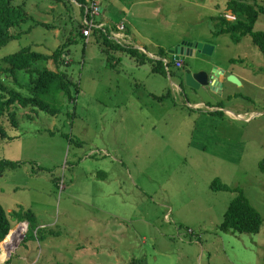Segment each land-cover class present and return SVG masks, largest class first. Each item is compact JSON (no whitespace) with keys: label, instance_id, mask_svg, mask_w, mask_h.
<instances>
[{"label":"rangeland","instance_id":"obj_1","mask_svg":"<svg viewBox=\"0 0 264 264\" xmlns=\"http://www.w3.org/2000/svg\"><path fill=\"white\" fill-rule=\"evenodd\" d=\"M88 1H15L49 27L15 30L24 34L0 48V64L26 47L50 55L67 45L60 71L74 86L57 116L18 106L17 127L0 119V161L21 164L0 173V204L9 216L32 210L41 228L25 244L28 223L13 222L12 232L27 228L13 249L12 232L0 245V264H264V53L249 36L239 44L215 36L212 16L235 19L228 0H102L111 22L124 19L144 48L150 59L141 64L81 37ZM255 30L264 31V15ZM180 42L215 47L198 56L242 85L227 82L220 95L183 84L160 56L172 60ZM158 61L166 75L153 71ZM214 181L233 191L213 190ZM235 190L261 214L258 234L221 230Z\"/></svg>","mask_w":264,"mask_h":264},{"label":"trees","instance_id":"obj_2","mask_svg":"<svg viewBox=\"0 0 264 264\" xmlns=\"http://www.w3.org/2000/svg\"><path fill=\"white\" fill-rule=\"evenodd\" d=\"M15 1L0 0V48L21 38L24 32L15 34L14 31L22 29L30 21H34L33 17L26 11L25 4H15ZM79 2L85 3L84 0H77V3ZM86 6H83L85 10ZM225 9L231 11L235 19L230 21L224 16H220L218 25L221 26L215 32V36L228 35L235 44H239L244 37L249 36L254 45L264 53V31L255 30L260 15H264V5L251 4L247 0H228ZM34 22L30 31L38 27H49L43 22ZM82 28H84V23H82ZM107 31L108 33H105L103 30L96 29L93 35L97 40L103 42V45L107 47L104 48L105 50L108 48L121 50L132 57H136L141 64H145L147 59H150L146 54L140 56V52L133 47H126L110 40L108 28ZM81 32L80 35L84 38ZM66 46L58 48L50 55L40 53L32 47H26L1 59L0 119L5 117L14 127H17L19 125L18 106L24 109L31 108L34 112L41 111L51 116H57L61 112L58 103L61 101V96L70 100L73 99L71 89L74 83L67 74L60 71V65L65 61ZM160 56L167 58L166 50L162 49ZM148 61L152 62L153 60ZM51 65L54 66L53 69H51ZM153 71L162 75L167 73L163 63L159 61L154 66ZM5 132V129L0 126V135L5 136ZM20 165L17 162L0 161V173L7 169L15 170ZM211 188L215 191H233L229 186L219 181H214ZM235 191L239 192V195L230 203L221 230L233 234H258L263 226L261 214L252 206L242 191ZM15 221L17 225L28 223V232L24 239L25 244L38 237L41 228H39L32 210L22 207L9 216L3 205L0 204V244L7 242ZM0 260L2 263L7 261L1 258ZM7 264H11V260Z\"/></svg>","mask_w":264,"mask_h":264},{"label":"water","instance_id":"obj_3","mask_svg":"<svg viewBox=\"0 0 264 264\" xmlns=\"http://www.w3.org/2000/svg\"><path fill=\"white\" fill-rule=\"evenodd\" d=\"M214 49L215 47L205 43L182 42L181 44L170 48L169 53L171 54L173 61H178L181 57H189L194 61V71H185L184 79L188 87L193 88L194 90L209 88L214 93L221 95L224 88L223 82L226 72L224 70H219L217 67H212L210 70L209 67L211 64L207 60L198 56L199 54L211 56ZM226 80L232 84L242 85L241 80L235 74L228 75Z\"/></svg>","mask_w":264,"mask_h":264},{"label":"built area","instance_id":"obj_4","mask_svg":"<svg viewBox=\"0 0 264 264\" xmlns=\"http://www.w3.org/2000/svg\"><path fill=\"white\" fill-rule=\"evenodd\" d=\"M103 10L98 0H89L88 5L86 6V16L84 20V28L82 34L87 42L90 41L91 37L94 34L96 29L103 30L105 33H108L107 28L109 29V39L113 40L124 46H132L131 39L127 34L126 25L121 23L117 26V30L111 27H108L106 24H103L98 21L102 17ZM165 63L168 64L169 60L164 59ZM178 67H182V62L176 64Z\"/></svg>","mask_w":264,"mask_h":264},{"label":"crops","instance_id":"obj_5","mask_svg":"<svg viewBox=\"0 0 264 264\" xmlns=\"http://www.w3.org/2000/svg\"><path fill=\"white\" fill-rule=\"evenodd\" d=\"M76 4H78V5H80L79 3H77V0H73ZM85 2H86V0H84ZM100 3H101V8H102V10H103V13H102V19L99 21V22H101V23H103V24H106L108 27H111V28H113V29H116L117 30V26L118 25H120L121 23H124L125 25H126V22L124 21V19L119 23V24H113L112 22H111V20H110V18H109V7H104V4H103V2H102V0H100ZM83 4V3H82ZM224 10H225V8H224ZM231 12V11H230ZM105 14H106V16H105ZM85 16V15H84ZM83 16V17H84ZM220 17V16H219ZM219 17H214V16H212V18L213 19H219ZM85 20V18H83L82 19V22ZM99 20V19H98ZM127 26V25H126ZM126 29H127V27H126ZM82 33V32H81ZM127 34H128V36H129V38L131 39V37H130V33L129 32H127ZM131 42H132V39H131ZM136 45V48H138V50H141V51H143L144 53H145V50H144V48L140 45V44H135ZM177 45V44H176ZM176 45H174V46H176ZM174 46H172V47H174ZM171 47V48H172ZM112 51H115L114 49H111ZM106 51V50H105ZM151 55V54H150ZM151 57H154V58H156L155 56H153V55H151ZM157 59V58H156ZM167 59V58H166ZM168 60V59H167ZM163 61H164V59H163ZM212 67H214V65L213 66H211L210 65V67H209V69L211 70L212 69ZM220 69H223V70H225V72H226V75H225V77H224V88H223V93H225L226 91H227V89H228V84H227V80H226V78H227V76L228 75H230V74H235V73H231V72H229L228 70H226V69H224V68H220ZM236 75V74H235ZM237 76V75H236ZM238 77V76H237ZM239 78V77H238ZM230 83V82H229ZM210 90V89H209ZM211 91V90H210ZM201 106H204V103H196L195 105H194V107H201ZM227 113L229 114V116H231L232 118H238V119H241V117H244V118H246L244 115H235L232 111H227ZM253 115V114H252Z\"/></svg>","mask_w":264,"mask_h":264},{"label":"bare ground","instance_id":"obj_6","mask_svg":"<svg viewBox=\"0 0 264 264\" xmlns=\"http://www.w3.org/2000/svg\"><path fill=\"white\" fill-rule=\"evenodd\" d=\"M84 23V22H83ZM94 35V34H93ZM113 41V40H112ZM124 46V45H123ZM126 47H133V48H135L134 47V45H133V43H132V46H126ZM135 49H137L138 50V48H135ZM163 59H166V58H163ZM168 59V58H167ZM169 60V59H168ZM173 62H175V63H178L179 62V60L178 61H173ZM164 63H165V61H164ZM170 61H169V63L168 64H166L165 63V65H166V69H167V71H169V66H170ZM243 119V118H242ZM26 228H27V226L26 225H24V226H20L18 229H16L15 231H13L12 232V236H11V239H10V247H9V249L11 250V249H13V247H15L17 244H18V242L20 241L19 240V238H21L22 236H24V233H25V231H26ZM3 244H5V243H3ZM2 250L4 251V255L6 254L5 252L7 251L5 248H2ZM11 255V254H10ZM10 255H9V257H10Z\"/></svg>","mask_w":264,"mask_h":264},{"label":"flooded vegetation","instance_id":"obj_7","mask_svg":"<svg viewBox=\"0 0 264 264\" xmlns=\"http://www.w3.org/2000/svg\"><path fill=\"white\" fill-rule=\"evenodd\" d=\"M181 43H182V42L178 43L177 45H179V44H181ZM177 45H176V46H177ZM169 61L171 62L170 65H173V66L175 67V71H176L177 75H178V76H183V78H181V80L183 81L182 83L186 85V83H185V79H184V76H185V75H182V73H183V72L185 73V70H186V69L184 68V61H183L182 57H181V59L179 60V62H182V67H178V66H176L177 63L173 62V60H170V59H169ZM186 86H187V85H186ZM192 89H193V88H192Z\"/></svg>","mask_w":264,"mask_h":264}]
</instances>
